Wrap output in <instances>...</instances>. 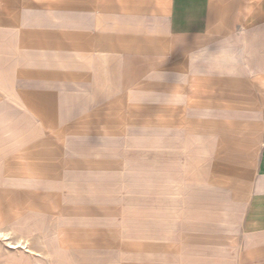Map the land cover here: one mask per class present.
<instances>
[{"label":"crops","instance_id":"crops-1","mask_svg":"<svg viewBox=\"0 0 264 264\" xmlns=\"http://www.w3.org/2000/svg\"><path fill=\"white\" fill-rule=\"evenodd\" d=\"M209 27L241 58L227 75L200 78L187 53ZM173 107L189 115L209 167L194 170L195 201L207 206L176 264H264V0H0L7 186L33 193L34 179L42 189L39 163L103 155L102 140L136 128L132 117Z\"/></svg>","mask_w":264,"mask_h":264},{"label":"rangeland","instance_id":"rangeland-1","mask_svg":"<svg viewBox=\"0 0 264 264\" xmlns=\"http://www.w3.org/2000/svg\"><path fill=\"white\" fill-rule=\"evenodd\" d=\"M188 116L177 107L164 114L140 113L131 118L136 128L127 123L102 140L103 155L39 163L40 183L51 188L36 187L35 194L7 186L11 180L0 177V226L10 220L21 223L33 231L39 248L43 232L56 222V246L66 257L44 262L23 255L22 262L176 264L179 249L193 248L185 235L207 206L200 195L195 201L194 170L209 167L197 161L200 147L193 145ZM69 182L85 190L71 193L65 188Z\"/></svg>","mask_w":264,"mask_h":264},{"label":"bare ground","instance_id":"bare-ground-1","mask_svg":"<svg viewBox=\"0 0 264 264\" xmlns=\"http://www.w3.org/2000/svg\"><path fill=\"white\" fill-rule=\"evenodd\" d=\"M2 157L7 158L8 155L3 154L1 158ZM4 164L6 165L8 163L3 162V166ZM0 170H3L1 161H0ZM13 180L14 182L11 183L12 185H17V184L19 185L23 183L17 178ZM35 181L36 180L34 179L26 181L27 183H29L28 188H30V190H32L31 192H33L34 194L35 191L37 190L36 187H39L40 185L37 183V181L36 182ZM20 186L26 188L24 185H20ZM27 195H23V197L26 198ZM22 202L24 203V200H21V204H23ZM32 232L33 231L31 230L27 231L25 226H23L21 223L18 222L14 223L11 220L1 225L0 226V264H24V262H22L23 255H26L28 257H33L37 260H41L44 262H46L45 260L47 259L51 262L56 260L57 261L65 260L64 258L66 257L63 253L64 249L62 248V246L61 248L59 246H56L58 241V239L57 241L55 239V236L58 233L56 222H52V225L50 223V225L47 227L45 232H43V237L41 238L42 243L40 244L39 248H35L34 246L32 240V235H33Z\"/></svg>","mask_w":264,"mask_h":264},{"label":"clouds","instance_id":"clouds-1","mask_svg":"<svg viewBox=\"0 0 264 264\" xmlns=\"http://www.w3.org/2000/svg\"><path fill=\"white\" fill-rule=\"evenodd\" d=\"M217 37H222L216 39ZM215 45V51L211 50ZM192 74L200 78L227 75L241 58V49L227 36H218L213 27H209L196 37V47L187 53ZM183 73L176 76L179 81Z\"/></svg>","mask_w":264,"mask_h":264}]
</instances>
